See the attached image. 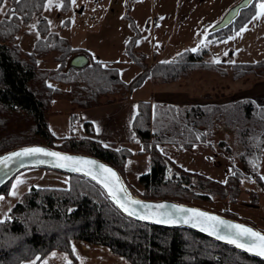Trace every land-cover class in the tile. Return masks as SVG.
<instances>
[{
  "label": "trees",
  "instance_id": "1",
  "mask_svg": "<svg viewBox=\"0 0 264 264\" xmlns=\"http://www.w3.org/2000/svg\"><path fill=\"white\" fill-rule=\"evenodd\" d=\"M8 1L5 13L16 11L14 15L4 14L0 19V153L21 145L42 143L56 149L94 155L115 166L123 176L132 151L128 147L116 146L113 142L103 143L89 136L93 132L89 121L83 122L87 136L57 137L51 132L48 124L51 101L67 93L48 83V79L73 84L74 77L81 76L85 84L80 91L70 93L72 95L67 98L74 107L86 108L101 102L98 98L114 91L117 85L131 90L148 77L168 83L197 67L220 68L217 61L204 58L205 50L193 51L189 48L181 50L169 60L149 63L145 52L136 48L140 31L132 18H129V22L133 34L125 43V52L130 61L140 67V72L132 79L123 80L116 67L104 65L95 59L82 67L70 66L69 59L75 53L85 51L73 47L66 37L49 30L48 22L42 15L46 0ZM253 2L251 0L241 8L233 21L209 31L207 36L216 40L235 32L252 16ZM66 6L64 0L62 7ZM34 17L38 19L40 35L32 49L24 51L15 41V35ZM50 50L57 52L55 59L59 62V68L65 70L51 71L38 66L39 57ZM230 64L233 78L255 72L264 75V59ZM230 104L176 107L151 103L147 99L138 100L132 126L141 144L138 153L149 155L150 169L138 175L139 192L124 179L132 194L187 203L189 198L207 197L197 191L201 188L213 189L215 193L225 195L231 189V182L235 189L233 196L238 194L240 189L237 184L244 173L237 171L226 181L219 182L179 166L170 172L166 157L160 150V145L164 143L188 148L202 141L205 131L210 130L217 115L229 113ZM239 110L242 119L251 122L248 121L250 126L244 125L243 130L239 131L244 146L240 160L252 165L260 154L264 140V105L242 102ZM77 114L73 109L72 116L77 117ZM246 134L248 137L245 138ZM70 175L68 186H30L21 200L10 207L9 217L0 220V264H20L30 259L39 261L55 250L71 258L66 264H74L73 239L104 245L132 264H264L257 257L194 230L131 219L109 201L96 183L79 174ZM252 177L264 189V181L256 171ZM9 184L10 181L0 188V193H6ZM252 201L256 204L258 196ZM216 212L257 227L225 212Z\"/></svg>",
  "mask_w": 264,
  "mask_h": 264
},
{
  "label": "rangeland",
  "instance_id": "2",
  "mask_svg": "<svg viewBox=\"0 0 264 264\" xmlns=\"http://www.w3.org/2000/svg\"><path fill=\"white\" fill-rule=\"evenodd\" d=\"M65 1L66 7H62L64 0H52L51 4L48 0L45 1L42 15L48 22L49 30L60 36H66L71 41L69 42L72 46L84 44L86 46L87 44L86 48L92 54L88 60L101 59L98 61L104 65L116 67L120 78L123 80L129 81L140 72V67L131 62L125 52V38L133 34L129 18L142 25L146 14L151 16L149 13L151 7H154L159 16L153 44L156 56H152L150 53L152 36L149 29L143 32L141 39L142 46L149 52V54L145 52L146 60L149 63L154 60H169L185 48L193 51L205 50V59L219 63L218 67L220 68L197 67L180 79L168 83L176 82L170 87L174 89L178 86L177 91L181 90L191 96L194 95L195 97L191 100H195V104L204 105V107L211 104L223 106L228 103L229 105L230 102H233L230 104L229 113L217 115V119L213 121L210 130L205 131V138L194 143L191 147L180 148L172 143H164L162 147L160 145V150L166 157L170 172L179 166L186 170L197 171L202 176L219 182L226 181L237 171L241 174L244 173L241 176V182L237 184L240 191L235 196H233L234 183L231 182L229 184L231 189L225 195L215 193L213 189L201 188L197 191L207 195V197L189 198L190 200L186 202L212 211L215 210V212H225L236 218L254 223L264 231V189H261L252 177L256 171L264 181V140L256 162L248 165V163L245 164L240 160L244 146L239 136V131L243 130L242 126H250L251 123L248 119H242V113L239 110L240 103L251 101L255 105H259V101L264 99V75L261 74V76L258 74L259 72H255L233 78L230 64L232 62H253L264 59V10L260 8V5L264 4V0H254V12L243 26L226 37L216 40L207 36L209 26L203 29L198 26L192 30H182V32L176 29H168L170 26L167 23H170L169 20L174 12V7L168 9L161 7L167 2L180 0H76L74 4L71 0ZM237 1H233L231 5ZM8 5L9 1L6 0L3 5L5 12ZM206 12L207 10H203L202 14L205 15ZM3 16L4 14H0V19ZM254 16L257 18L253 19ZM37 20V17H34L15 35V41L24 51L31 50L35 40L40 35ZM170 34H175L172 36V40H170L171 37L167 39ZM142 46L138 45L140 48ZM56 55L58 54L54 50L46 52L39 57L38 66L51 71L65 70L59 68V62L55 59ZM127 60L128 62H126ZM221 69L226 72L223 73ZM53 81L56 80L48 79V83L56 84ZM65 84L64 88L61 86V89L67 94L57 98L69 101L67 97L70 98L72 95L70 93L80 91L81 86L85 83L81 76L76 75L73 84ZM163 84L165 83L159 82L156 78L148 77L141 85L134 86L131 90L123 89L117 85L114 86V91L100 96L98 99L101 102L93 106L106 104L126 96H130L132 99H147L151 96L154 101L157 99V95H161L159 91L160 88L164 87ZM69 106L75 112L79 110L78 107L70 104V101ZM173 106L184 107L185 105L176 103ZM50 112L52 113V104ZM50 117L51 114L48 115V118L49 121H52ZM74 124L73 132L77 134L74 136L81 137L78 136V129H80L78 125L82 127V124L78 120ZM246 137L248 134L245 135ZM56 145L58 146L59 142ZM128 164L133 176L130 178L123 174L124 179L139 192L141 186L138 183V175L150 169V157L148 154L138 155L135 152L133 157L128 160ZM70 180V174L49 168H28L18 172L10 181L8 191L0 193V196L4 197L3 200H0V220L9 217L10 207L21 200L23 193L30 186H68ZM13 192L15 195L12 194ZM255 196H258L256 204L252 201ZM69 260L71 258L67 257V261ZM51 264H60V260L54 258L51 260Z\"/></svg>",
  "mask_w": 264,
  "mask_h": 264
},
{
  "label": "crops",
  "instance_id": "3",
  "mask_svg": "<svg viewBox=\"0 0 264 264\" xmlns=\"http://www.w3.org/2000/svg\"><path fill=\"white\" fill-rule=\"evenodd\" d=\"M233 1L235 0H190L188 2H186L185 0H180L177 2H167L161 8L168 9L174 7V12L172 13L169 20L170 23H167L170 26L168 29H176L182 32V30H192L198 26H200L201 29H203L204 27L208 28L209 26L208 30H210V27L222 17L224 11H226V8L230 7ZM203 10H207L205 15L202 14ZM149 13L151 14V16H149V14H146L145 18L143 19L144 21L142 25L139 24L138 21H134L139 31L141 32V35L137 40L136 48L147 52L144 46H142L141 44V39L143 38V32L146 29H149L152 36L150 53L152 56H156V51L153 48V44L155 41L154 33L156 30V26L159 23V16L156 14L154 7H151ZM162 27L165 28V26ZM174 35L175 34L168 35L167 39L171 37L170 40H172V36ZM128 38L129 36L125 38V43L127 41L126 39ZM84 45L73 46L83 48L86 55L90 57V55L92 54L87 50V44L86 46ZM138 45L142 47L140 48L138 47ZM147 53L149 54V52ZM126 62H128V60ZM53 82H56V84L52 85L58 86L60 88L66 85L65 83L59 81ZM174 84H176V82L163 84L164 87L160 88L159 91L161 95H157V99H155L154 101L151 96L147 98V100H149L151 103L171 105H174L176 103L184 104L185 106L195 104V100H191L195 97L194 95L191 96L184 91L182 92L181 90L177 91L176 89L178 88V86L174 87V89L171 88L170 85ZM140 99L146 98L132 99L130 96H126L125 98L117 99L106 104H101L89 108H79V110L77 111V117H73V109L69 106V101L63 98H55L51 102L52 113L50 118L52 119V121H49L48 118V124L50 130L55 136L65 137L71 134L77 135L74 134L73 131L75 128L74 123L76 120H78V122L82 124V127L78 125L80 128L78 129V136H87V133L83 126V122L89 121L92 125L93 130L92 134L89 136L103 143L113 142L115 143V145L128 147L132 151L131 156H129V158L127 159L123 172L124 175L131 178L133 176V172L129 167L128 160L133 157L135 152L139 155L138 151L141 149V144L136 137L132 126V121L137 110V102ZM261 104H264V99H261V101H259V105ZM72 247L74 254L76 255V262L74 264H132L122 256L116 255L111 252L104 245L87 244L82 240L73 239ZM67 257L69 256L66 253L55 250L48 253L39 261L30 259L23 261L20 264H44L45 261L47 262V264H51V260L54 258H56V260L59 259L60 264H66L70 261H67Z\"/></svg>",
  "mask_w": 264,
  "mask_h": 264
},
{
  "label": "water",
  "instance_id": "4",
  "mask_svg": "<svg viewBox=\"0 0 264 264\" xmlns=\"http://www.w3.org/2000/svg\"><path fill=\"white\" fill-rule=\"evenodd\" d=\"M251 0H239L233 5H231L226 12L222 15V17L214 23L210 30L221 28L228 23H230L234 18L238 15V12L241 8L247 6ZM88 62V57L84 53H77L73 55L69 59V65L74 67H82ZM25 148H43L46 151L57 152L60 153L62 156H72L81 158L82 161H94L96 162L95 165H90L86 163H81L78 166L81 168L80 171H73L71 170L73 167V162L64 161L59 157H51L46 156L43 154H35L33 156H23V157H14L11 160L6 162H0V188H2L6 183L12 180V178L20 171L28 168H49L55 169L67 174H79L82 175L94 183H96L105 193L109 201L125 216L134 219L136 221L150 223L154 225L169 227V228H188L194 230L202 235H205L209 238L214 239L220 243L229 245L234 247L240 251H243L249 255L257 257L264 261V256L256 254L259 252V240L255 237H236L234 233L236 229L231 227H223L220 226V230L218 234L213 231V229L207 225L200 223L199 221L192 219L189 220L190 217L193 216L191 211L181 212L178 211V208H183L186 210H198L200 212L208 213L211 216H216L220 220H223L228 225H242L247 228H251L255 232L264 236V231L258 229L254 225L232 218L228 216H224L220 213L215 211L203 208L201 206H197L194 204H189L185 202H180L173 199H149V198H142L132 194L130 189L128 188L123 176L119 172V170L110 164L94 155L82 153V152H74V151H66L62 149H56L49 145L42 144V143H33V144H26L21 145L15 148H11L4 152L0 153V158L9 156L12 153L20 152ZM65 164V167H59L57 165ZM103 165L105 168L112 169L116 176L119 178V183H116L115 178H111L110 174L103 172V169H99L98 166ZM91 173V174H89ZM96 175L98 179H93L92 176ZM104 177H108L112 180L113 184L115 185V190H118L120 187H123L125 190L124 192L117 191V195L119 197V203H124L129 211H135V215H129L127 211L119 206V203L116 199L113 198L109 194L108 189H106L103 183L100 182L101 179ZM111 186V185H110ZM136 200L140 201V204H132L131 201ZM163 205V208H158L157 206ZM176 206V207H174ZM161 213H171V217L168 218L167 216L161 215ZM144 216L145 219H141L140 217ZM183 217V219H181ZM161 220L163 222L157 223L156 220ZM188 221V222H185ZM220 236L225 237L224 239L219 238ZM231 237L237 240V243L242 244L243 247H237L236 243H229L228 238ZM253 240H256V243L253 244ZM251 248V250H249Z\"/></svg>",
  "mask_w": 264,
  "mask_h": 264
},
{
  "label": "snow or ice",
  "instance_id": "5",
  "mask_svg": "<svg viewBox=\"0 0 264 264\" xmlns=\"http://www.w3.org/2000/svg\"><path fill=\"white\" fill-rule=\"evenodd\" d=\"M17 3H19V0H16ZM49 4L52 3V0H48ZM71 2L74 4L76 2V0H71ZM6 3V0H0V14H5V15H14L16 10H11V12L9 13H5L4 11V7L3 5ZM260 8L262 10H264V4L260 5ZM257 17H253V19H256ZM227 55V53H226ZM105 147H107V145H105ZM43 154L46 156H51V157H59L60 159L64 160V161H69V162H73V167L71 170L73 171H80L81 168L78 166L81 163H86V164H90V165H95L96 162L94 161H82L81 158H77V157H72V156H62L60 153L57 152H51V151H46L43 148H25L20 152H15L10 154L9 156L0 158V162H6L8 160L13 159L14 157L18 158V157H23V156H33L35 154ZM59 167H65V164H59L57 165ZM99 169H103V172L110 174L111 178H115L116 183H119V178L116 176V173L110 169V168H105L103 165H99L98 166ZM91 174V173H89ZM93 179H98V177L96 175L92 176ZM101 183H103L104 187L106 189H108L109 194L111 196H113L114 199L117 200V202L119 203V197L117 195V191L119 192H124L125 190L123 189V187H120L118 190H115V185L113 184L112 180L109 179L108 177H104L103 179L100 180ZM111 185V186H110ZM15 187V186H14ZM13 195H15V192L12 193ZM4 197L0 196V200H3ZM132 204H140V201H136L133 200L131 201ZM119 206L121 208H123L125 211L128 212L129 215H135L136 212L133 211H129V209L126 207V205L124 203H119ZM158 208H163V205H159L157 206ZM176 207V206H174ZM178 211L181 212H186V211H191L193 213V216L189 218V220L195 219L197 221H199L200 223L203 224H207L209 225L214 232H216L218 234L219 230H220V226L223 227H231L236 229V232L234 233V235L236 237H255L259 240V252H257L256 254L262 255L264 256V236H262L261 234L255 232L254 230H252L251 228H247L244 227L242 225H228L226 224L223 220H220L218 217L216 216H211L208 213H204V212H200L198 210H186L183 208H178ZM161 215L167 216L168 218L171 217V213H161ZM141 219H145L146 217L141 216ZM183 219V217L181 218ZM157 223L163 222L161 220H156ZM188 222V221H185ZM219 238L224 239L225 237L220 236ZM228 242L229 243H236L237 247H243L242 244L237 243L236 239H233L231 237L228 238ZM256 243V240H253V244ZM249 250H251V248H249ZM44 264H47V262L45 261Z\"/></svg>",
  "mask_w": 264,
  "mask_h": 264
}]
</instances>
